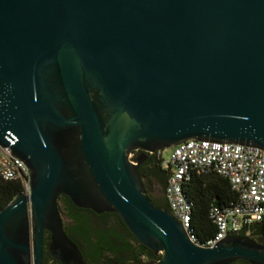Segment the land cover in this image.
<instances>
[{"label":"water","instance_id":"obj_1","mask_svg":"<svg viewBox=\"0 0 264 264\" xmlns=\"http://www.w3.org/2000/svg\"><path fill=\"white\" fill-rule=\"evenodd\" d=\"M188 141L264 150V0H0V147L31 172L0 210V264H44L46 233L86 264L61 196L117 215L154 264H264L242 236L192 244L149 200L147 155Z\"/></svg>","mask_w":264,"mask_h":264},{"label":"built area","instance_id":"obj_2","mask_svg":"<svg viewBox=\"0 0 264 264\" xmlns=\"http://www.w3.org/2000/svg\"><path fill=\"white\" fill-rule=\"evenodd\" d=\"M161 158V168L170 176L165 189L169 212L179 221L189 241L201 248H213L235 236H250V229L264 223V150L209 141H188L171 149L168 159ZM214 173L228 180L237 196L235 204L224 209L212 206L209 214L216 234L199 241L191 232L192 207L185 199L183 185L190 174ZM0 178L20 182L23 193H30L31 172L9 149L0 147Z\"/></svg>","mask_w":264,"mask_h":264},{"label":"trees","instance_id":"obj_3","mask_svg":"<svg viewBox=\"0 0 264 264\" xmlns=\"http://www.w3.org/2000/svg\"><path fill=\"white\" fill-rule=\"evenodd\" d=\"M161 158L157 153L148 154L146 161L139 169V176L147 193L149 200L154 207L169 211L165 198V189L168 184L170 173L161 168ZM23 193L20 182L4 181L0 178V210L4 209L12 200ZM183 194L185 199L192 207L191 213V232L199 240L205 241L216 234V226L210 218V208L212 206L219 209L229 207L235 204L237 196L232 192L228 180L221 176L209 173L198 174L193 171L190 179L183 185ZM58 209L63 219V231L67 237L75 243L84 253L90 255L91 264L100 262V260H111L113 254L111 247L117 245L118 237L115 231L104 230L100 227L103 223L111 221L121 229H124L130 237H133L124 226L122 220L115 214H84V210L76 208L68 198H58ZM248 238L255 243L264 246V223L257 224L250 229ZM95 234H99L95 237ZM91 237H95L97 244L89 249L83 244L91 243ZM134 238V237H133ZM49 244V235H44V245ZM139 244V243H138ZM140 249L130 252V256L123 260V264H154L160 260V255H155L153 251L140 245ZM122 259V258H120ZM240 264H247L240 262Z\"/></svg>","mask_w":264,"mask_h":264},{"label":"flooded vegetation","instance_id":"obj_4","mask_svg":"<svg viewBox=\"0 0 264 264\" xmlns=\"http://www.w3.org/2000/svg\"><path fill=\"white\" fill-rule=\"evenodd\" d=\"M135 155H137V153H135ZM141 166H140V168H141ZM60 214H63V212H61ZM84 214H95V213H93L92 211H89V210H84ZM103 214H113V213H103ZM100 227H102V229H104V230L111 229V230L115 231V235L118 237V239H117L118 244L111 247L110 251L113 254V258H111V260L107 261V260L103 259V260H100V262H98V263H95V261L92 263H94V264H110V263L123 264V260L127 259V257L130 256V252L137 251L140 249L138 242L133 237H130V235L127 232H125L124 229H121V227L118 226V224H115L111 221H108L106 223H103ZM98 235L99 234H95V237L97 238ZM95 237H91V243H89V244L84 243L83 246L86 247V249L87 248L89 249V247L93 248L97 244ZM48 245L43 246V252H44L43 263L44 264H60L59 262L53 260L50 257L49 252H48ZM80 251H81V253L83 255V259H84V254H83L84 252L82 250H80ZM85 257L87 258V261H88V262H86L84 260L86 262V264H91V261H93V260L91 259L90 255L86 254ZM120 258H122V259H120ZM240 262L241 261H237L233 264H240Z\"/></svg>","mask_w":264,"mask_h":264},{"label":"rangeland","instance_id":"obj_5","mask_svg":"<svg viewBox=\"0 0 264 264\" xmlns=\"http://www.w3.org/2000/svg\"><path fill=\"white\" fill-rule=\"evenodd\" d=\"M171 150H166L162 152V158L163 159H168L169 155H170Z\"/></svg>","mask_w":264,"mask_h":264}]
</instances>
